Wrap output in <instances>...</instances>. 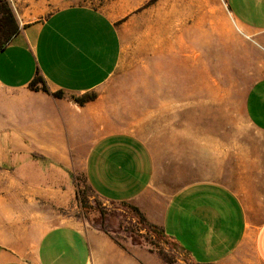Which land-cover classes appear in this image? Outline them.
Returning <instances> with one entry per match:
<instances>
[{"label": "crops", "instance_id": "0c3cea01", "mask_svg": "<svg viewBox=\"0 0 264 264\" xmlns=\"http://www.w3.org/2000/svg\"><path fill=\"white\" fill-rule=\"evenodd\" d=\"M7 1L19 33L0 52V264H95L98 251H146L75 221L76 170L101 200L138 208L194 264H264V220L231 188L199 180L165 194V179L156 180L159 168L165 176V149L116 128L101 96L83 106L71 100L113 75L122 56L117 23L138 0H111V13L63 6L44 18L48 0ZM223 4L264 49V0ZM36 73L63 98L30 91ZM242 107L264 134V77Z\"/></svg>", "mask_w": 264, "mask_h": 264}, {"label": "rangeland", "instance_id": "374dc122", "mask_svg": "<svg viewBox=\"0 0 264 264\" xmlns=\"http://www.w3.org/2000/svg\"><path fill=\"white\" fill-rule=\"evenodd\" d=\"M138 3L117 23L122 37L117 69L90 94L105 100L116 128L136 132L160 153L165 149V176L159 168L156 179L158 184L165 179V194L190 182L216 181L264 220V134L249 124L242 107L250 84L264 77V49L231 19L223 0ZM110 4L48 0L41 17L70 5L111 13ZM38 88L56 93L46 82ZM74 177L75 221L122 248L146 250L98 251L95 264H194L172 239L137 223L127 207L97 197L79 171Z\"/></svg>", "mask_w": 264, "mask_h": 264}, {"label": "trees", "instance_id": "16d2710c", "mask_svg": "<svg viewBox=\"0 0 264 264\" xmlns=\"http://www.w3.org/2000/svg\"><path fill=\"white\" fill-rule=\"evenodd\" d=\"M19 33V28L15 19V16L13 14V11L8 3L7 0H0V52L17 36ZM44 83L45 80L43 77L39 74L36 73L35 76L32 78L30 83L28 84V88L30 91L34 92H44L46 91L41 90L38 88L39 83ZM63 93L61 91L56 92L53 94L54 98H62ZM95 100V96L91 94H85L80 97H76L73 101L79 106H83L89 102H92ZM69 175L73 179L74 183L76 182V179L74 177V174L69 172ZM84 182L85 178L83 177ZM87 184V183H86ZM88 186V185H87ZM88 188L91 190V188L88 186ZM92 191V190H91ZM78 190L76 191L75 194V201H79V195H78ZM81 204V203H80ZM123 206L127 207L128 210L133 214V216L136 218L137 223H139L141 226L153 231L156 233L157 236L159 237H165L166 235L164 234V231L151 224L147 219L144 217V215L138 210V208L127 204V203H120ZM82 208V205H80ZM167 237V236H166Z\"/></svg>", "mask_w": 264, "mask_h": 264}]
</instances>
